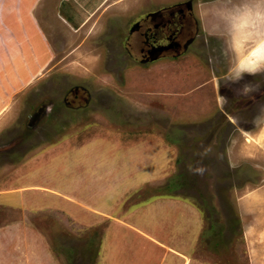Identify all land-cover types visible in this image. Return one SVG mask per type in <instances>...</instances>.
<instances>
[{
	"label": "rangeland",
	"instance_id": "1",
	"mask_svg": "<svg viewBox=\"0 0 264 264\" xmlns=\"http://www.w3.org/2000/svg\"><path fill=\"white\" fill-rule=\"evenodd\" d=\"M141 3L123 14L97 12L90 20H100L98 31L83 39L78 32L79 48L96 50H78L58 62L69 44L63 34L47 29L52 43L63 49H56L50 73L42 74L29 93L17 94L16 104L4 109L3 114L20 112V119L0 129L1 134L9 135L18 126L25 138V131L34 128V132H44L37 140L29 139L36 145L95 122L113 128L157 130L177 145L178 155L174 175L156 191L176 192L199 208L203 228L195 255L245 264L248 224L262 230L258 238L256 233L251 235L256 237L254 242L262 240L256 242L259 247L264 244V74L263 79L258 74L264 73V0H192L195 14L202 4L207 6L205 22L198 20L196 30L192 22L184 25L180 43L197 32L194 41L177 54L170 50L151 61L142 60L139 49L152 39L164 42L163 35L148 34L144 44L140 31L145 26L132 29V25L145 13L176 0ZM209 3L217 4L215 10H210ZM107 13L114 18L106 17ZM250 13H256V19L246 24ZM28 31L34 33L30 27ZM34 47L38 50L36 43ZM252 66L258 68L257 73H252ZM45 113L51 119L59 114L60 119L47 122L44 131L40 120ZM99 137L90 129L82 144L95 145L103 141ZM12 150L8 147L9 154L0 153V165L17 155ZM240 193L261 213L250 217L241 211L236 204ZM15 215L3 209L0 222ZM52 220L59 232L52 242L62 255V264H96L103 227L74 228ZM51 222L43 223L44 229Z\"/></svg>",
	"mask_w": 264,
	"mask_h": 264
},
{
	"label": "crops",
	"instance_id": "2",
	"mask_svg": "<svg viewBox=\"0 0 264 264\" xmlns=\"http://www.w3.org/2000/svg\"><path fill=\"white\" fill-rule=\"evenodd\" d=\"M143 1L0 0V129L20 119V112L3 114L4 109L16 104L13 99L17 94L29 93L42 74L50 73L56 49H63L52 43L47 29L63 34L69 44L58 62L82 50L80 30L82 39L98 31L100 20H90L97 12L104 15L114 10L123 14L130 8L138 9ZM216 5L209 3L210 10ZM206 7L202 4L199 9L201 23L205 22ZM250 14L246 24L256 19V13ZM114 16L107 13L106 17ZM29 27L34 33H29ZM46 114L40 120V130L44 131L47 122L53 124L60 119L59 114L53 119ZM15 127L9 135H2L0 130V153L9 154L7 148L11 147L13 155L17 154L0 165V211L16 213L0 222V264H62V255L52 242L53 235L59 237L54 218L74 228L103 227L96 264L237 262L196 256L194 250L203 228L199 208L176 192L156 191L174 175L178 155L177 145L162 133L147 127L113 128L95 122L34 145L29 139L37 140L44 132H34L28 126L31 129L23 138L21 129ZM90 129L103 141L82 144ZM141 133L144 135L131 138ZM133 197L135 200H131ZM243 197L241 193L236 197L241 211L250 217L261 213ZM47 222L51 223L46 230L42 224ZM261 231L253 224L245 227V264H264V244L259 247L256 242L262 240L253 241ZM255 233L256 237L251 235ZM254 249L262 252L254 253Z\"/></svg>",
	"mask_w": 264,
	"mask_h": 264
},
{
	"label": "flooded vegetation",
	"instance_id": "3",
	"mask_svg": "<svg viewBox=\"0 0 264 264\" xmlns=\"http://www.w3.org/2000/svg\"><path fill=\"white\" fill-rule=\"evenodd\" d=\"M191 2L192 0L176 2L174 4L163 6L156 11L152 10L151 12L144 14V16L140 19L141 22L140 20H137L132 25V29L145 26L143 30L140 31V33L145 37L143 40L144 44H147L146 38L148 34L153 36L159 32L164 38V42H155V40L152 39V43H149L145 48H140V54L143 56L142 60L151 61L163 56L165 52L170 50L176 51L175 54H177L184 50L188 45L190 46V44L194 41V37L198 35L197 32L194 35L192 34L182 43H180V38L183 35L184 25H188L189 22H192L196 30V22L198 20L200 21L198 13L196 12L195 14L192 12ZM199 35L202 34L200 33ZM251 68L253 69V74L257 73L258 68H253V66ZM261 72L262 71L258 74L263 79L264 73Z\"/></svg>",
	"mask_w": 264,
	"mask_h": 264
},
{
	"label": "bare ground",
	"instance_id": "4",
	"mask_svg": "<svg viewBox=\"0 0 264 264\" xmlns=\"http://www.w3.org/2000/svg\"><path fill=\"white\" fill-rule=\"evenodd\" d=\"M262 45V44H261ZM253 51V50H252ZM257 51V50H256Z\"/></svg>",
	"mask_w": 264,
	"mask_h": 264
}]
</instances>
